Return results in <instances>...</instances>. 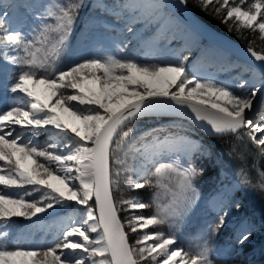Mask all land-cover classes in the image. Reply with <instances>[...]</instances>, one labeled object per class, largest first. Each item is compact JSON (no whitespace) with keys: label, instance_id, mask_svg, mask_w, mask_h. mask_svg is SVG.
Here are the masks:
<instances>
[{"label":"snow or ice","instance_id":"6c2138e0","mask_svg":"<svg viewBox=\"0 0 264 264\" xmlns=\"http://www.w3.org/2000/svg\"><path fill=\"white\" fill-rule=\"evenodd\" d=\"M197 4L238 38L243 30L253 34L245 51L258 63L242 66L221 58L222 72L247 74L235 86L200 77L183 59L140 62L106 55L63 67L84 0H24L12 6L23 13L14 10L10 20L4 19L8 11L0 13V72L11 76L5 88L12 94L0 110V264H213L207 239L185 249L174 234L159 230L173 229L194 207L203 145L187 135L160 137L154 129L131 139L134 121L186 117L219 138L247 136L264 158V112L253 118L264 107V47L254 46L257 39L264 43V0ZM164 8L160 0H125L113 15L147 23L163 18ZM42 136L45 145L38 142ZM126 150L134 161L126 170L127 188L148 190L147 202L138 196L117 200ZM237 176L240 185L264 191V171L257 170L255 182L243 167ZM218 207L210 236L225 229L230 216L226 203ZM148 209L152 213L144 214ZM61 212L67 215L53 244L10 246L13 218L36 225L41 214ZM121 212L135 214L122 218ZM236 223L235 243L243 246L252 229Z\"/></svg>","mask_w":264,"mask_h":264},{"label":"rangeland","instance_id":"374dc122","mask_svg":"<svg viewBox=\"0 0 264 264\" xmlns=\"http://www.w3.org/2000/svg\"><path fill=\"white\" fill-rule=\"evenodd\" d=\"M27 2L48 3L49 0H27ZM52 2L63 3L64 0H52ZM123 2L125 0H84V6L80 10L73 34L69 38L63 67L106 55H115L120 59H134L140 62H154L157 58L172 62L183 59L186 67L202 78L227 79L233 86L241 77L247 78V74L242 72L239 74L222 72V57L238 64L242 61L207 43L201 37L198 36L190 45L183 44L186 27L176 20L162 0L160 2L165 5L163 18L147 23L142 19L139 21L131 19L128 15L122 17L113 15V11L118 10L116 5ZM22 3L24 0H0V13L8 11L9 16L4 19L10 20L14 10L17 15L25 11L22 7L19 9L12 7ZM129 26L132 27L133 32L127 31ZM117 44L127 47L124 51H120ZM6 82H11V76H5L0 72V110L12 102V94L5 88ZM262 112H264V107L259 106L254 119H258ZM158 116H147L134 121V133L131 139L137 141L143 134L154 129L153 134L160 137L169 133L187 135L202 144L205 150V155L196 160V166L202 174L195 181L197 199L194 207L183 219L176 222L173 229L164 225L159 230L164 231L165 234H174L177 237L178 246L185 249L190 245L194 246L202 238L207 239L212 248L213 264L216 260H227L228 264H233V259L237 256L241 260L239 264H261L255 257L261 249L264 250V242L263 246L260 245L264 236L256 233L263 230L264 225L259 218H249L241 206L244 201L242 199L244 192L239 184L237 173L231 168L228 157L214 144L201 138L195 129L197 126L191 121L175 116L160 119ZM38 142L45 145L47 141L42 136L38 138ZM126 152V155L122 154L124 160L122 167L125 171L121 175L120 191L116 193L117 200L138 196L147 202L148 190L132 191L127 188L126 179L130 173L126 170L133 165L134 161L132 152L130 150ZM221 201L228 205L227 210L230 212L228 223L220 233L210 236L209 228L220 214L218 206ZM236 204H239V208L235 207ZM122 213L123 217L135 214L134 212ZM151 213L152 209H148L144 214L150 215ZM66 215L67 213L62 212L59 215L41 214L44 218L36 225L33 221L24 218H13L14 227L10 229L12 241L10 246L21 248L50 246L55 242ZM238 220L245 222L252 229V238L243 246L235 243ZM246 247L248 250H245Z\"/></svg>","mask_w":264,"mask_h":264},{"label":"trees","instance_id":"16d2710c","mask_svg":"<svg viewBox=\"0 0 264 264\" xmlns=\"http://www.w3.org/2000/svg\"><path fill=\"white\" fill-rule=\"evenodd\" d=\"M187 5L193 11V13L198 16L202 21L206 24L217 30L218 32L226 35L227 37L237 41L241 45L245 47L248 46V42L253 39V34L248 32L247 30H243V37L238 38V34L233 30L232 32L228 31V26L222 24L219 17H215L214 15H210L201 10V8L197 4V0H188ZM246 37V38H244ZM257 50L261 47H264V43L259 41L258 39L254 45ZM186 60V56H184ZM185 63V62H184ZM240 65H244L242 62H239ZM186 65V63H185ZM172 116H158L160 119H166ZM174 118V117H173ZM196 131L201 135V138L209 141L214 144L217 149L222 151L229 159L231 163V168L233 171L238 173L240 168H245L246 171L249 172L253 181L257 179V170L264 171V158L259 157L257 155L255 147L250 143L247 136H244L243 140H236L235 136L229 135L223 138L219 137H210L206 135L201 129L195 127ZM246 131V130H242ZM233 146L235 147V151H233ZM242 154V155H241ZM239 181V178H238ZM244 196L242 199L244 200L241 203L243 209L249 218H259L264 225V191L259 190L258 188H252L247 186H242ZM121 216L123 217V213L121 212ZM254 219V220H255ZM263 234L264 236V228L256 234ZM264 239V237H263ZM264 240L260 243L263 246ZM263 248V247H261ZM248 250V247L245 248ZM255 259L259 260L261 264H264V250H260L255 257ZM233 264H239L241 262L240 258L237 256L233 259ZM215 264H228L227 260H216Z\"/></svg>","mask_w":264,"mask_h":264},{"label":"water","instance_id":"95a60500","mask_svg":"<svg viewBox=\"0 0 264 264\" xmlns=\"http://www.w3.org/2000/svg\"><path fill=\"white\" fill-rule=\"evenodd\" d=\"M170 13L178 20L181 24L185 27L192 30L195 34L199 35L203 40L207 43L215 46L216 48L230 53L238 60L242 61L246 65L256 64L255 62L249 57L245 51L247 47L241 45L237 41L227 37L226 35L218 32L204 21H202L198 16H196L190 7L186 4H181L179 0H162ZM195 21L198 24L197 28H192V22ZM259 107V106H258ZM161 116V115H160ZM164 116H171V115H164ZM257 116V111L253 114V118ZM176 117V116H175ZM182 119H187L191 121L194 125L200 128L206 135L210 137H216L212 135L207 128H201L198 123H195L193 120H190L186 117H179Z\"/></svg>","mask_w":264,"mask_h":264},{"label":"bare ground","instance_id":"6f19581e","mask_svg":"<svg viewBox=\"0 0 264 264\" xmlns=\"http://www.w3.org/2000/svg\"><path fill=\"white\" fill-rule=\"evenodd\" d=\"M178 21V20H177ZM186 34L183 38V44H192V42L194 40H196V38H198L199 35L195 34L192 30H190L189 28L186 27ZM150 116H158V115H150Z\"/></svg>","mask_w":264,"mask_h":264}]
</instances>
